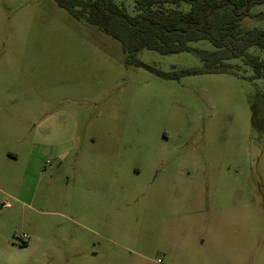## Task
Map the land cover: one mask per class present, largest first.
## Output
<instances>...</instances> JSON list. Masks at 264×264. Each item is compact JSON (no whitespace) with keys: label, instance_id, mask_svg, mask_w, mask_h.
Returning <instances> with one entry per match:
<instances>
[{"label":"rangeland","instance_id":"rangeland-1","mask_svg":"<svg viewBox=\"0 0 264 264\" xmlns=\"http://www.w3.org/2000/svg\"><path fill=\"white\" fill-rule=\"evenodd\" d=\"M135 55L54 0H0V264H264V78Z\"/></svg>","mask_w":264,"mask_h":264},{"label":"trees","instance_id":"trees-1","mask_svg":"<svg viewBox=\"0 0 264 264\" xmlns=\"http://www.w3.org/2000/svg\"><path fill=\"white\" fill-rule=\"evenodd\" d=\"M54 1L76 20L96 25L120 41L128 64L143 65L135 55L143 48L162 54L193 51L204 68L183 74L235 72L240 66L231 60L240 59L253 68L251 78H264V57L249 52L256 46L264 53V29L241 25L244 17L257 14L251 8L264 0H132L134 14L115 0ZM185 4L188 10L182 8ZM200 40H209L215 48L190 46Z\"/></svg>","mask_w":264,"mask_h":264},{"label":"water","instance_id":"water-1","mask_svg":"<svg viewBox=\"0 0 264 264\" xmlns=\"http://www.w3.org/2000/svg\"><path fill=\"white\" fill-rule=\"evenodd\" d=\"M247 5H248V3H247ZM217 9H219V7H217V8H214V9H213V10H212V11L209 13V15H208V16H210V15L212 14V12H213V11H215V10H217ZM208 16H207V17H208Z\"/></svg>","mask_w":264,"mask_h":264},{"label":"crops","instance_id":"crops-1","mask_svg":"<svg viewBox=\"0 0 264 264\" xmlns=\"http://www.w3.org/2000/svg\"><path fill=\"white\" fill-rule=\"evenodd\" d=\"M12 156H13V157H11V158H16V159L19 158L18 155H16L15 153L12 154Z\"/></svg>","mask_w":264,"mask_h":264}]
</instances>
